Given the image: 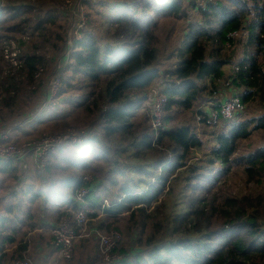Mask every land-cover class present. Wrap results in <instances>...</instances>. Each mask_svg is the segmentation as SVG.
I'll return each mask as SVG.
<instances>
[{
    "label": "trees",
    "instance_id": "16d2710c",
    "mask_svg": "<svg viewBox=\"0 0 264 264\" xmlns=\"http://www.w3.org/2000/svg\"><path fill=\"white\" fill-rule=\"evenodd\" d=\"M184 1L196 13V20L187 23L180 45L170 55L175 63L161 70L158 22L186 16ZM61 2L0 0V62L8 72L4 75L0 69V86L3 81L8 85L0 110L11 108L12 103L17 109L18 101L9 99L26 92L40 71L43 78L46 72L49 76L55 71L36 50L50 42L48 32L53 35L51 40H66V33L62 36L55 31L58 20H67V12L57 9ZM80 2L88 10L86 27L79 31V41L65 43L70 49L65 66L55 77L57 105L24 123L27 130L21 126L11 133L20 131L23 140L30 141L36 130L65 136L70 127L82 136V143L66 141L45 155L42 170H36L39 176L45 172L53 179L47 182L38 176L44 187L30 183L35 176H29L26 160L29 157L33 164L31 152L21 159L1 161L0 180L6 175L13 190L26 179L14 194L26 196L28 208L35 201L47 204L43 213L51 221L48 233L67 220L78 235L74 215L79 207L76 193L82 189L87 190L84 200L93 211L88 215L94 220L91 237L100 231L119 233L115 226L126 219V237L121 239L125 246L120 242L110 254L118 258L103 261L97 253L88 260L81 256L78 264H264V189L242 196L218 192V183L225 182L234 168L250 185L264 184V146L235 157L240 142L253 132H264V113L239 119L250 105L264 110V0H207L204 6L194 0ZM96 21L102 33L92 28ZM75 23L73 17L69 30L75 31ZM10 44L19 52L15 68L3 57ZM236 45L243 50L239 60L232 58ZM227 66L230 73L225 77ZM77 81L79 88L72 83ZM82 87L83 95L70 94ZM225 88L235 95L223 97L220 89ZM157 95L165 103L161 127L154 129L150 114ZM232 99L237 100L232 117L223 118L220 105ZM209 102L221 126L207 122V108L197 114L208 128L219 129L210 134L211 145L188 126L177 124L182 113ZM144 107L147 112L140 113ZM138 115L142 123L134 119ZM6 126L1 124L0 129ZM66 172L67 177L56 180ZM56 185L70 190V197L60 200ZM41 189L47 199L38 200ZM166 196H170V209L164 208ZM20 203L12 205L16 209ZM48 203L55 208L49 210ZM41 213L34 214V220ZM105 220L111 223L106 225ZM5 225L0 218V264H14L23 259L28 241L19 250L5 251L3 245L13 239L11 233H1ZM51 247L48 254L54 253L65 264L71 262L59 258L58 249Z\"/></svg>",
    "mask_w": 264,
    "mask_h": 264
},
{
    "label": "rangeland",
    "instance_id": "374dc122",
    "mask_svg": "<svg viewBox=\"0 0 264 264\" xmlns=\"http://www.w3.org/2000/svg\"><path fill=\"white\" fill-rule=\"evenodd\" d=\"M95 1V0H94ZM196 1L195 3L198 6H204L205 4L202 3L201 0H194ZM62 3V2H61ZM61 3L59 6H57L58 11H66L67 13L65 15H67V20L65 19L66 22H64V19L61 18L62 20H58L56 27L59 28V30H55L57 32H59L62 36L64 35V39H66L64 41V43L60 41H54L51 40V38L53 37L52 34H50L48 32L47 36H49L50 38V42L47 44H44V46L38 50H36V55L42 56L45 60L46 63L48 64L47 67L49 66V64H53V69H55L54 72H52V75L48 76V72L45 73V78H43V76L41 77V75L43 73H41L39 76L36 78L35 77V82L33 84H31L30 86L26 87V92H22L19 93L18 96L15 97V99L11 100L9 99L11 96H13V92L10 93V97L8 98L10 101H18V103L20 104L19 107L16 109L15 107V103L11 104V108H6V110L4 108H1L0 110V123L4 126L7 125L6 128L4 129H0V134L2 132H7V136L8 139L6 140L7 144H13L17 149L21 150L20 154H22L23 152L25 153L26 150H24V146L28 143H32L34 141H40L42 139H50L53 138V136H58L60 134H54L51 132H38L37 130L34 131L35 133H33L31 136L33 139H31L30 141H24L23 137H21V133L19 132H12L13 130H15L16 128H19L21 126L24 125V123H28L29 121H31L32 119H34L38 114L42 113L44 111L45 108L51 106H56L58 101L52 100L49 95L50 92L53 91L55 86V77L57 76L58 72L60 73L63 69V67L65 66V63L67 60H65V56L66 53H68L67 49H66V45L65 43L67 42H72L73 38L72 36H74V32L69 30L71 27V22L73 17L76 18V25H79L80 23H82L83 19L81 17L80 14H78V8L74 11V13L70 12L67 8H69V6L67 7V5L63 6V8L67 9V10H61ZM184 12L186 16L184 17H180L178 19H172V18H166V19H161L158 22V29H157V35L159 38V43L157 45V49H158V61H159V67L161 68V70H167L169 69L174 63L175 60L173 58H170V55L172 54V52L174 50H176L178 48V46L181 43L182 37L185 34V29H186V25L189 22H193L196 20V13L193 12L189 6V3H186L184 1ZM82 7L85 9L86 13H88V10L85 6L82 5ZM77 13V14H76ZM94 13V12H93ZM92 13V14H93ZM74 14V15H72ZM85 24L83 25V27H86V20ZM92 28H96L98 29V33H102V31L100 29V21H96L92 24ZM69 37V38H68ZM36 39H38L35 35H34V39L33 41H36ZM53 39V38H52ZM62 43V44H61ZM30 47V44H27ZM59 47V49H58ZM9 50V47H6ZM234 50V51H233ZM16 53V59L19 62V52L16 50L14 51ZM242 47L240 45H236L233 46L232 48V58L233 60H239L241 58L242 55ZM54 58L55 61H51V58ZM5 58V57H4ZM64 60V61H63ZM5 61H9L8 59L5 58ZM10 62V61H9ZM17 62V63H18ZM11 63V62H10ZM9 63V64H10ZM161 63V64H160ZM16 66L14 64H10V66ZM0 69H2L3 74L6 75L8 72L6 71V67H5V63L2 64V62H0ZM49 70V69H48ZM15 72V71H13ZM225 72V77L229 76L230 73V68L227 66L224 69ZM79 80V78H78ZM18 81H20L19 79L17 80V83H19ZM73 84H76L78 86V88L80 87L77 82H72ZM223 85V84H221ZM7 82L3 81L2 85L0 86V99L2 97H4L6 90L4 91V87H7ZM159 85H156V87L154 89H156L157 91V87ZM226 85H223V87H225ZM18 88V87H16ZM11 90V89H10ZM84 87L80 88V90L76 89L75 91H72V93H70L71 95H83L85 93ZM222 91V96L223 97H231L233 94L230 93V91L225 88V89H220ZM12 91V90H11ZM56 92V91H55ZM232 92V91H231ZM32 96L31 98H29L28 96ZM235 95V94H234ZM7 97L9 96V94L6 95ZM5 96V97H6ZM212 103H198L197 105H195L193 107V109L189 112L186 113H182L179 118H178V125L179 126H188L191 130L195 131L197 133V135L203 140V141H207L205 142V144L207 145H211L212 144V140L210 138V134L213 132H216L215 130H217V132H219V129L216 128H208L206 125H204L203 123L200 122V118L199 115L197 114V111H205L207 109H209ZM205 108V109H204ZM207 108V109H206ZM52 109L49 108L48 109V113H52L51 112ZM143 112H147V107H144L140 113ZM54 112H57L54 111ZM264 113V110L261 109L259 107V105H250V108H246V111L244 113V115L240 116L239 119L241 120H246L248 118H252V117H257V116H261ZM136 120L137 123H142L143 119L140 118V115H138L137 117L134 118ZM210 122H212V117L210 118ZM219 121H216L215 123H218ZM0 124V125H1ZM28 124L25 125L24 130L28 129L26 127ZM44 126H47V124H45ZM221 123L217 124V127H220ZM70 127L67 128V132L69 131ZM214 129V130H213ZM221 130V129H220ZM216 132V133H217ZM63 136V135H61ZM26 138V137H25ZM1 145H5V144H1ZM264 146V132H253L248 139H246L245 141L240 142L239 146H238V150L236 153L235 157H238L240 155H246L249 153L254 152L256 149L263 147ZM26 154V153H25ZM26 157V155H25ZM29 158V157H28ZM28 158L26 159L31 171L29 172V176H33V180H30V183H34L35 182V187H44L43 185H41V182L39 181V177H43L44 180L43 181H47V182H51L53 177L50 178L49 174H46L45 172H43L41 174V176H39V171L42 170L43 165H41V159L39 158H34L30 157L33 164L28 160ZM35 163V164H34ZM25 166V165H24ZM39 170L37 172V170ZM69 173H62L61 175H59L58 177H56V180L59 179L60 176H62V178L67 177ZM78 175H80L78 173ZM39 176V177H38ZM3 177V182H1L0 184V193H5L7 191H9L11 189V182L8 180L7 176L4 175ZM91 177V176H89ZM55 179V177H54ZM226 181H220L218 183V186L220 187L221 191L218 192H222L224 195H231V196H242V195H246V194H257L258 192H260L261 190L264 189V184L261 186L258 185H250V183L246 182V179L243 177V175L241 174L240 170L238 168H234L233 169V173L232 175H230V177H228L227 179H225ZM26 181V179L23 177L22 182ZM20 182L18 184H16L13 187V190L18 191L23 183ZM40 182V183H39ZM57 190L59 192V194L61 195V197L59 198L60 200L65 199V197H70L71 191L65 189V186L63 185H56ZM46 189V187H45ZM43 190V195L42 197L46 198V195H44V189ZM111 192V191H110ZM116 193L115 190H112L111 192ZM65 196V197H63ZM21 196H16V199H19ZM58 198V197H57ZM56 198V199H57ZM170 196H166L165 197V209H170L169 206H167V201L169 200ZM41 200H43L41 198ZM52 200V198H50L48 200V202ZM58 204V202H57ZM43 203L42 201H36V206L37 207H42ZM34 207V204L32 205ZM32 208V207H31ZM48 208L49 210H53L52 205H50L48 203ZM61 210H65L66 206H61L58 207ZM168 213V212H167ZM56 220V218H55ZM94 223V220L92 218L88 219L86 226L83 229V237L85 238V240H80V237H78L77 239L74 240V244H73V249L75 248L74 251H72L71 257L68 260H71V262L69 264H78L81 261V256L82 258H87L90 259L91 257L93 258L95 254L98 253L99 259L106 261L105 260V255H103L101 253L102 251V247L100 245V237L105 238V239H110V233L111 232H106V231H100L97 232V236H95V238L91 237V233L89 232V230H91L90 228H93L92 225ZM106 225L109 223H111L110 220H105ZM126 224V219L121 218L119 220V222L116 224L115 227H117L120 231V235H121V239L125 236V229L124 226ZM95 225V224H94ZM46 235H48L49 237V241H48V246L46 247V251L50 250L51 247V237L52 234L51 233H45ZM34 235V234H33ZM124 241V240H123ZM122 243V241H121ZM75 245V246H74ZM84 245V247H83ZM121 246H125L124 243H122ZM97 248V249H96ZM59 254V252H58ZM52 261H50L49 264H65L63 263L64 261L58 260V258L56 257V255L53 253L52 254ZM31 256V255H30ZM30 256H24L23 259L24 260H28L30 262V264H38L37 260H34L30 257ZM59 257V255H58ZM60 258V257H59ZM31 259V260H30ZM68 260H66L67 262H69ZM32 261V262H31ZM15 263V262H14ZM68 264V263H67Z\"/></svg>",
    "mask_w": 264,
    "mask_h": 264
},
{
    "label": "built area",
    "instance_id": "2783aa9c",
    "mask_svg": "<svg viewBox=\"0 0 264 264\" xmlns=\"http://www.w3.org/2000/svg\"><path fill=\"white\" fill-rule=\"evenodd\" d=\"M77 0H64V2L61 4V10H69L70 12L74 13V11L78 8V14L81 15L83 21L79 25L75 26V32L74 36L72 37L73 40L79 41L81 39V33L79 32L81 29H83V25L85 24V21H87V13L85 9L82 7L81 2L76 4V7H74V3ZM81 1H86V0H81ZM94 1V0H92ZM203 4L207 2V0H201ZM67 5L69 8L65 9L63 6ZM76 13V14H77ZM74 15V14H72ZM9 50L7 48L4 49L3 51V57L8 59L12 64L16 65L12 67H18L19 62L16 59V47L15 44H10ZM67 51L70 49L66 47ZM67 55V53H66ZM4 58V59H5ZM8 61V62H9ZM9 62V63H10ZM18 62V63H17ZM10 63V64H11ZM40 74V73H39ZM37 74V76H39ZM36 76V77H37ZM57 85L58 81L55 80V86L53 91L50 92L49 97L52 100H55L54 96L56 94L55 91H57ZM163 88L159 89L162 90ZM158 91V92H159ZM165 103V99L161 96H156L155 102L153 105L152 112L150 114L151 120H152V127L154 129H157L161 127V112H162V107ZM237 104L236 99H232L231 101H225L223 104L220 105L221 113L223 118H231L233 114V110L235 105ZM208 123H215L216 120V113L212 111L210 108L208 109ZM212 117V122H210V118ZM7 132H2L0 134V162L3 160L7 159H21L25 155L29 154L31 152L34 156V158H39L41 159V165L45 164L46 158L45 155L56 148V145H59L61 143H64L66 141L75 144V145H80L82 143V136L78 133H76L74 130H69L65 136H53V138L50 139H42L40 141H34L32 143H28L24 146L25 153L23 152L20 154L21 150L17 149L13 144H7L6 140L8 139V136L6 134ZM5 144V145H1ZM44 166V165H43ZM43 166H41L43 168ZM88 194L86 189H82L81 191L76 193V200L79 204L78 210L74 215V223L75 225L79 228V233L78 235L75 234V231L72 227V223L68 222L67 220L62 221L59 223L56 227H54L50 233L52 234V241L51 245L56 247L59 252V257L63 258L65 260L70 259L72 251H73V244L74 240L77 239L78 237H83V229L87 224L88 221V215L91 214L93 211L90 210L87 206V203L85 202L84 198ZM106 202V201H105ZM110 239H105L100 237V245L102 247L101 253L105 255V260L113 259V258H118L116 256H111V252L113 249L117 248L121 242V235L120 233L116 231H110ZM97 236V232L95 233ZM14 264H30L28 260H19L15 261Z\"/></svg>",
    "mask_w": 264,
    "mask_h": 264
},
{
    "label": "crops",
    "instance_id": "0c3cea01",
    "mask_svg": "<svg viewBox=\"0 0 264 264\" xmlns=\"http://www.w3.org/2000/svg\"><path fill=\"white\" fill-rule=\"evenodd\" d=\"M1 182H3V180H0V184ZM11 193L14 195V198H12ZM28 193L31 194L30 191H28ZM15 197L12 189L5 193H0V218H3L6 223V229L1 233L4 235H9V233H11L10 235H13L11 244L3 245L4 250H19L25 245V242L28 241V246L23 256L29 254L33 262L37 260L38 264H49L50 261H52L53 255L48 254L49 250L46 251L49 237L45 233L49 232V226H51V221L48 220V218H44L43 213L45 205L47 204L42 202V207H37L35 201V203H33L34 207L31 206L32 208H28L26 196H22L17 200ZM41 198L43 197L40 196L38 200H41ZM17 202H23V204L20 203L21 205L19 208L15 209L12 204L14 203L15 207H17ZM39 211H42L40 218L34 220L35 217H33V215L38 214Z\"/></svg>",
    "mask_w": 264,
    "mask_h": 264
}]
</instances>
